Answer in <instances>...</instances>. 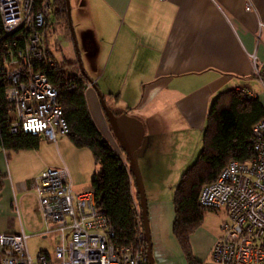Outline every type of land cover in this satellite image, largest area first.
<instances>
[{
  "label": "crops",
  "instance_id": "1",
  "mask_svg": "<svg viewBox=\"0 0 264 264\" xmlns=\"http://www.w3.org/2000/svg\"><path fill=\"white\" fill-rule=\"evenodd\" d=\"M66 3L77 52L60 48L61 40L51 33L53 58L60 65H72L78 55L85 78L95 81L111 109L126 111L142 122L146 141L139 158L147 177H178L191 165L202 144L209 107L219 93L252 92L264 106V87L253 73L250 58L255 52L259 61L264 59V0ZM248 3L252 8L247 10ZM86 91L94 124L101 131L105 126L108 130L97 92L93 87ZM57 164L47 160L41 145L11 152L0 148V173L5 176L0 190V232L22 229L34 264H41L39 252L53 256L58 236L57 226L45 231L29 180ZM91 177L71 174L74 190L89 189ZM163 203L151 208L154 257L159 264H188L172 232L173 201ZM202 219L188 238L190 253L199 264H217L211 249L222 234L221 223L228 219L226 211H207Z\"/></svg>",
  "mask_w": 264,
  "mask_h": 264
},
{
  "label": "built area",
  "instance_id": "2",
  "mask_svg": "<svg viewBox=\"0 0 264 264\" xmlns=\"http://www.w3.org/2000/svg\"><path fill=\"white\" fill-rule=\"evenodd\" d=\"M66 5L64 0H0V73L7 84L6 99L14 106L10 128L51 142L69 131L58 88L49 77L56 64L49 36L63 22L57 14L65 12ZM250 58L254 72L264 81V60L259 61L255 52ZM73 67L68 73L91 88L94 81L85 80L80 65ZM75 87L76 83H70L68 88ZM252 129L253 155L244 162L230 161L215 180L202 185L198 196L201 206L225 209L227 214L212 249L218 264H264V119ZM111 146L125 157L117 146ZM29 182L37 195L45 231L57 226L53 256L47 258L39 252L41 264H147L146 234L136 201L133 210L139 231L135 244L123 245L117 241L107 212L97 207L95 191L92 187L75 191L66 166L46 167ZM0 264H34L22 229L0 232Z\"/></svg>",
  "mask_w": 264,
  "mask_h": 264
},
{
  "label": "trees",
  "instance_id": "3",
  "mask_svg": "<svg viewBox=\"0 0 264 264\" xmlns=\"http://www.w3.org/2000/svg\"><path fill=\"white\" fill-rule=\"evenodd\" d=\"M67 11L62 13L65 23H69ZM2 34L0 18V39ZM63 66L56 63L49 77L58 88L59 103L69 125L66 135L75 147L88 148L92 152L97 166L91 177L95 202L110 217L118 243L135 244L138 230L132 190L136 191L138 200L139 197L131 170L102 138L94 124L86 103L84 81L70 75ZM70 83H76L74 90H69ZM6 87L5 77L0 73V148L6 152L38 148L41 138L10 128L14 106L6 99ZM209 108L202 147L191 165L181 173L173 194L175 214L172 232L188 264H199L190 253L188 238L202 223L204 214L211 211L199 203L202 185L215 180L230 161L244 162L251 157L252 128L264 119V106L259 97L242 90L230 89L219 93ZM4 177L0 173V190Z\"/></svg>",
  "mask_w": 264,
  "mask_h": 264
},
{
  "label": "rangeland",
  "instance_id": "4",
  "mask_svg": "<svg viewBox=\"0 0 264 264\" xmlns=\"http://www.w3.org/2000/svg\"><path fill=\"white\" fill-rule=\"evenodd\" d=\"M64 3L66 4V0H64ZM248 4H250V3H248ZM67 9H68V6H67ZM57 15H59V18L62 19V13L57 14ZM57 26H58L57 29H53V31H51V33L53 34V37L56 36L61 40V45L59 44L60 48H63V50L66 49V51L67 50L70 51V50L74 49V43H72V38H73L72 32H70V29L67 26V24L65 22H63V23L61 22V24H59ZM57 48H59V47L57 46ZM52 49H53V52L56 50L55 48H52ZM56 52L59 53L60 51L56 50ZM76 64L80 65V63L76 60V61H74V64L65 65V66H63V68L71 73V72H73V70H71V68H74L73 65H76ZM260 65H261V63H260ZM260 65L258 67H260ZM253 67H254V64H253ZM253 73L257 77V79L260 81V83L262 84V82H264V81L262 79L260 80L258 78L256 73L254 72V69H253ZM262 75L264 76L263 72H262ZM84 77H85V75H84ZM85 80H88V79L85 78ZM88 81L92 82L93 80H88ZM84 84H86L85 81H84ZM262 85L264 87V84H262ZM94 86H95V81H94L92 87L94 88ZM88 87H90V86H87L84 88L85 94L87 92L86 89ZM88 89H90V88H88ZM104 99H105V96H104ZM108 127H109L108 131L110 132V135L113 137V139L116 143V139H115V136L113 135V133L111 131L110 125ZM98 131L102 135V138L103 139L106 138L108 143L110 144L108 137L100 129H98ZM57 137L58 138L55 142H51V141L47 140L46 138H41L39 145H41V149H44V152H46L47 160L51 163L57 162L58 166L59 165L67 166L69 168V172L71 170V174L73 177L76 176L77 178L81 177L84 179L86 177L92 176L94 171L97 169L96 168L97 166L95 164V159L93 158L91 150L88 148H79V147L77 148V147H75L73 145V143L70 141V139L67 137V135L66 136L57 135ZM111 145L112 144H110L109 146H111ZM201 147H202V144H199V149L196 152H199ZM252 155H253V153H252ZM125 157L123 158V160H125L127 162V160H126L127 157L126 158ZM125 165L127 167L128 163H126ZM138 165L140 167L141 175L143 178V185L145 188V197L148 201L147 202V205H148L147 210H148V218H149L150 225H151L150 226L151 242H154V241H156V239H155V235H154V229L152 227L153 214H152L151 208L156 204L158 205L159 203L163 206L166 204L163 202L169 201L171 203L173 201V194H174L175 188L179 182L181 174L178 177H175L172 174V175H167V176H163V177H161V176L153 177L152 176V178H150V177L146 176V171H145V169H143L142 158L138 157ZM162 187L166 188L165 189L166 191L163 193L161 191H159L160 189H162ZM132 195H133L132 197H133L134 202L136 201L138 203L139 211L141 213L142 211H141L140 205H139L140 200H138L136 197V191L132 190ZM204 208H206V207H204ZM207 209H209V208H207ZM209 210H211V209H209ZM220 210H223V209H220ZM211 211H218V209H213ZM135 214H136V211H135ZM226 216H227V214H226ZM141 221H142V217H141ZM141 229H142V227H141ZM137 230L139 231V229H137ZM143 231H144V228H143ZM145 241H146V237H145ZM215 243H214V245H215ZM145 244H146V242H145ZM213 247H212V249H213ZM146 249H147V244H146ZM212 249H211V252L213 251ZM145 254H146V250H145ZM152 254H153V245H152ZM213 255L214 254L212 252V259L215 262ZM154 261H155V264H159L160 260L158 258L154 257ZM147 264H148V260H147Z\"/></svg>",
  "mask_w": 264,
  "mask_h": 264
},
{
  "label": "water",
  "instance_id": "5",
  "mask_svg": "<svg viewBox=\"0 0 264 264\" xmlns=\"http://www.w3.org/2000/svg\"><path fill=\"white\" fill-rule=\"evenodd\" d=\"M67 15L69 16L70 25L69 5ZM74 48L77 52L75 42ZM77 61L80 63V70H82L81 59L78 55ZM82 72L85 75L83 70ZM94 90L97 92L98 100L102 108V113H104L105 119L110 125L111 131L115 136L117 143L115 144V146H117L120 153L123 152V154L127 157L128 167L130 168L132 177L134 178L135 189H137L138 197L140 200V209L142 211L141 217L143 222L144 233L146 234L145 242L147 244L146 255L148 264H155L154 254H152L153 243L151 242L147 199L145 197V188L143 185L141 170L138 165V157L141 156L146 141V138L143 133L144 129L142 122H140L135 116L129 115L126 111H121L120 113L114 112L110 108V106H108L107 102H105L104 96L101 91H99L98 87L94 86Z\"/></svg>",
  "mask_w": 264,
  "mask_h": 264
},
{
  "label": "bare ground",
  "instance_id": "6",
  "mask_svg": "<svg viewBox=\"0 0 264 264\" xmlns=\"http://www.w3.org/2000/svg\"><path fill=\"white\" fill-rule=\"evenodd\" d=\"M102 130H103L102 132L108 137V140H109L110 144L115 146L116 143H115L113 137L110 135L109 131L107 130L106 126L104 128H102Z\"/></svg>",
  "mask_w": 264,
  "mask_h": 264
},
{
  "label": "flooded vegetation",
  "instance_id": "7",
  "mask_svg": "<svg viewBox=\"0 0 264 264\" xmlns=\"http://www.w3.org/2000/svg\"><path fill=\"white\" fill-rule=\"evenodd\" d=\"M67 26L69 27V29H70V32H72V30H71V27L68 25V23H67ZM111 108V107H110ZM113 110V109H112ZM114 111V110H113ZM115 112V111H114Z\"/></svg>",
  "mask_w": 264,
  "mask_h": 264
}]
</instances>
